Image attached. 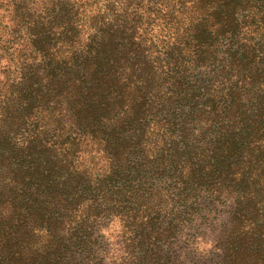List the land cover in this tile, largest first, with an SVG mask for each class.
Returning a JSON list of instances; mask_svg holds the SVG:
<instances>
[{
	"label": "trees",
	"instance_id": "obj_1",
	"mask_svg": "<svg viewBox=\"0 0 264 264\" xmlns=\"http://www.w3.org/2000/svg\"><path fill=\"white\" fill-rule=\"evenodd\" d=\"M140 2L114 20L14 3L5 35L26 31L36 60L0 89V264H105L111 215L130 230L120 264H264V0ZM158 20L175 36L148 59L138 31ZM82 146L103 173L73 163ZM212 218L228 234L187 253L186 221Z\"/></svg>",
	"mask_w": 264,
	"mask_h": 264
},
{
	"label": "rangeland",
	"instance_id": "obj_2",
	"mask_svg": "<svg viewBox=\"0 0 264 264\" xmlns=\"http://www.w3.org/2000/svg\"><path fill=\"white\" fill-rule=\"evenodd\" d=\"M78 2L80 6V11L84 10L82 16H87L88 20L94 14H98L99 18L101 17H111V19H116V16L122 18L125 14L134 16L135 14L139 15L143 12L142 8L137 10V6L142 5L143 2L140 0H75ZM178 2V0H175ZM16 0H0V38H7V45H3L5 47V51L2 53V59L0 60V89H9L8 87L10 83L9 81L14 80L15 78H22L21 72L22 69L28 68L29 65L32 66L30 61L35 63L33 59L35 57V53H33L29 48V42L26 31L18 30L17 35L11 37L6 27L13 25L12 14L14 10V3ZM53 0H33L32 11L36 14L37 19L42 17H47L49 13H47V7L50 6ZM145 4V1H144ZM175 6V5H174ZM177 7L181 6L180 4L176 5ZM176 19L174 23L179 19L177 14L174 15ZM144 23L147 16L144 14L143 16ZM167 19V18H166ZM110 20V19H107ZM176 27V24H175ZM138 34H141V37L137 40L138 48L140 49L139 54H146L148 59L156 60L160 54L159 50L162 48L163 42L173 41V37L175 36V28L170 27L166 23H161L160 20L156 21L153 24H142V30L139 28ZM17 31V29H13ZM5 35V36H4ZM158 61H161L160 59ZM30 66V67H31ZM17 84V81H16ZM196 124V123H195ZM199 126V124H197ZM196 134L201 132L200 127L195 129ZM99 149V153L94 151V149ZM81 151L77 152V156L73 159L74 164L83 163V169L87 170L86 166H89V174L95 175L102 172V166L109 165L107 161V157L104 156L105 150L100 147H94L91 150V147L85 148L81 147ZM93 164V168L90 167V164ZM76 166V165H75ZM76 166V167H77ZM103 173V172H102ZM89 174H87L88 177ZM169 195V193L167 194ZM161 203V200L160 202ZM180 205L176 204L175 201L173 203L171 201L165 202V209L168 211L173 206ZM218 219L212 218L210 221H203L200 223H194L195 228H198V231L193 230L190 221H186L184 224V232L183 235V243L185 242L189 245V249L187 253H191L192 256L195 254L198 257L202 254H206L211 247V243H215L224 237V235L228 234L230 231V223L225 225H221ZM127 225L125 221H120L116 216H109L103 218V221L100 227L97 230L98 234V255L103 257L105 256L106 262L105 264H120L124 261L121 247L122 242L127 241L128 237L125 236L127 229L125 228ZM199 233V235H198ZM197 234V235H196ZM196 235V236H195ZM129 243V241H127ZM210 244L207 245L206 243ZM111 243L116 251L113 253L110 249H106L107 245ZM211 256V254H207ZM216 264V263H215Z\"/></svg>",
	"mask_w": 264,
	"mask_h": 264
}]
</instances>
